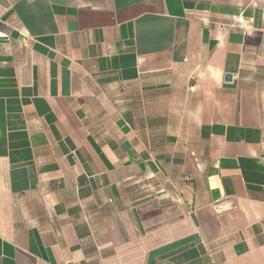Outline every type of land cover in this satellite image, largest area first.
Segmentation results:
<instances>
[{
	"label": "crops",
	"instance_id": "crops-1",
	"mask_svg": "<svg viewBox=\"0 0 264 264\" xmlns=\"http://www.w3.org/2000/svg\"><path fill=\"white\" fill-rule=\"evenodd\" d=\"M0 264H264V0H0Z\"/></svg>",
	"mask_w": 264,
	"mask_h": 264
},
{
	"label": "water",
	"instance_id": "water-1",
	"mask_svg": "<svg viewBox=\"0 0 264 264\" xmlns=\"http://www.w3.org/2000/svg\"><path fill=\"white\" fill-rule=\"evenodd\" d=\"M226 79L230 80L231 79V75H227Z\"/></svg>",
	"mask_w": 264,
	"mask_h": 264
}]
</instances>
